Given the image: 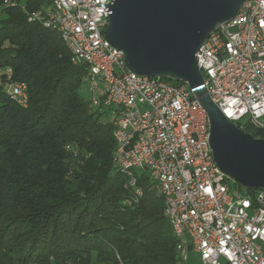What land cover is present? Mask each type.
Listing matches in <instances>:
<instances>
[{"label": "trees", "instance_id": "obj_1", "mask_svg": "<svg viewBox=\"0 0 264 264\" xmlns=\"http://www.w3.org/2000/svg\"><path fill=\"white\" fill-rule=\"evenodd\" d=\"M48 7L0 0V264H180L158 186L142 173L139 195L115 168L109 111L81 95L86 68L29 21ZM9 82L27 85L26 106Z\"/></svg>", "mask_w": 264, "mask_h": 264}, {"label": "built area", "instance_id": "obj_2", "mask_svg": "<svg viewBox=\"0 0 264 264\" xmlns=\"http://www.w3.org/2000/svg\"><path fill=\"white\" fill-rule=\"evenodd\" d=\"M112 1L47 0V10L29 21L56 31L72 64L86 68L92 104L112 112L115 168L132 188L139 171L158 186L180 264H264V190L248 193L219 168L209 116L186 82L126 68L124 51L105 37ZM197 60L222 115L243 131L264 130V0H246L209 35ZM7 92L27 105L25 83L9 82Z\"/></svg>", "mask_w": 264, "mask_h": 264}, {"label": "water", "instance_id": "obj_3", "mask_svg": "<svg viewBox=\"0 0 264 264\" xmlns=\"http://www.w3.org/2000/svg\"><path fill=\"white\" fill-rule=\"evenodd\" d=\"M246 0H113L105 37L124 51L139 76L183 81L211 123L210 145L219 168L247 190H264V139L227 120L207 94L197 53Z\"/></svg>", "mask_w": 264, "mask_h": 264}, {"label": "rangeland", "instance_id": "obj_4", "mask_svg": "<svg viewBox=\"0 0 264 264\" xmlns=\"http://www.w3.org/2000/svg\"><path fill=\"white\" fill-rule=\"evenodd\" d=\"M174 82H178V81H175V80H174ZM98 85H99V88H100V89H105V88H106V84H105L104 82L99 81ZM81 95H82L86 100H91V99H92L93 93L91 92V89H90V86H89L88 83H85V82L83 83V85H82V87H81ZM109 114H110V116H111V115H112V112H110ZM246 122H247V119H245V120L243 121L244 124H245ZM141 174H142V172L139 171V172H138L139 177L141 176ZM237 184H238V183H237ZM193 257H194V256L191 255V256H190V260H192ZM193 264H195V263H193Z\"/></svg>", "mask_w": 264, "mask_h": 264}]
</instances>
